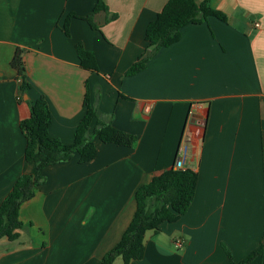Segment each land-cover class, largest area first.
<instances>
[{
	"label": "crops",
	"instance_id": "obj_1",
	"mask_svg": "<svg viewBox=\"0 0 264 264\" xmlns=\"http://www.w3.org/2000/svg\"><path fill=\"white\" fill-rule=\"evenodd\" d=\"M167 1L104 0L109 10L93 15L95 28L84 17L97 0H0V204L19 176L36 172L20 122L41 95L49 133L65 143L74 141L87 91L98 116L139 137L135 147L96 138L93 160L75 154L46 167L21 205L19 238H0V264H101L134 216L137 189L177 167L181 144V168L199 174L195 198L178 220L147 231L133 264H231L226 249L240 262L261 245L251 264H264V0H213L227 21L183 26L178 41L127 76ZM79 42L97 71L81 65ZM18 47L26 49L25 94L11 64Z\"/></svg>",
	"mask_w": 264,
	"mask_h": 264
},
{
	"label": "trees",
	"instance_id": "obj_2",
	"mask_svg": "<svg viewBox=\"0 0 264 264\" xmlns=\"http://www.w3.org/2000/svg\"><path fill=\"white\" fill-rule=\"evenodd\" d=\"M213 0H168L157 17L150 21L146 28L147 46L137 61L126 71L127 76L135 75L147 67L148 61L163 47L170 46L179 40L181 28L189 23H203L210 16L227 21L225 12L212 6ZM101 10L108 11L104 0H97L92 12L84 17L93 27V15ZM75 13H70L65 22V31H69V22ZM112 18L116 14H111ZM81 65L89 70L97 71L98 65L92 51L85 48L82 42L76 45ZM25 48L18 47L11 61L17 70L20 80V90L27 93L31 87L27 79V69L23 59ZM86 112L81 118L72 143H65L49 133L52 116L45 96L41 95L34 101H29L30 115L20 122V127L26 137L25 156L28 161L35 162L36 172L25 173L18 177L11 191L0 204V238L17 240L19 230L24 223L20 218V208L23 202L31 199L37 188L45 182L43 170L51 165L67 162L79 155V162L93 160L98 153L95 139L104 143H116L135 147L139 137L117 128L112 121L98 116L92 106L89 91L85 95ZM198 171L191 168L172 167L160 175L154 176L149 182L141 185L135 194L136 211L123 233L120 241L108 250L101 264H113L122 257L124 264L143 258L145 253V236L147 231H158L163 221H176L190 208L196 193ZM231 264H251L263 254L262 245L251 252L245 259L236 262L227 250Z\"/></svg>",
	"mask_w": 264,
	"mask_h": 264
},
{
	"label": "built area",
	"instance_id": "obj_3",
	"mask_svg": "<svg viewBox=\"0 0 264 264\" xmlns=\"http://www.w3.org/2000/svg\"><path fill=\"white\" fill-rule=\"evenodd\" d=\"M256 26H259V23L256 22ZM150 105H148L146 107V110L149 111L150 110ZM187 145L185 144H181L178 148V151H177V167H181L185 164V161H186V157H187ZM181 242L179 241L178 242V245H180Z\"/></svg>",
	"mask_w": 264,
	"mask_h": 264
},
{
	"label": "water",
	"instance_id": "obj_4",
	"mask_svg": "<svg viewBox=\"0 0 264 264\" xmlns=\"http://www.w3.org/2000/svg\"><path fill=\"white\" fill-rule=\"evenodd\" d=\"M27 97V96H26Z\"/></svg>",
	"mask_w": 264,
	"mask_h": 264
}]
</instances>
